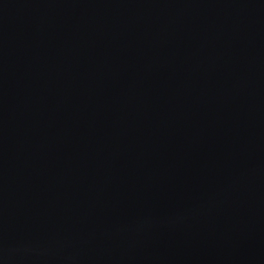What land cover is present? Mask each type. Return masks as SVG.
<instances>
[{
	"label": "water",
	"instance_id": "obj_1",
	"mask_svg": "<svg viewBox=\"0 0 264 264\" xmlns=\"http://www.w3.org/2000/svg\"><path fill=\"white\" fill-rule=\"evenodd\" d=\"M0 264H264V0H0Z\"/></svg>",
	"mask_w": 264,
	"mask_h": 264
}]
</instances>
